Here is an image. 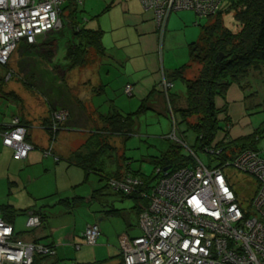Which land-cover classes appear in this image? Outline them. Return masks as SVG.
Here are the masks:
<instances>
[{"label":"crops","instance_id":"crops-1","mask_svg":"<svg viewBox=\"0 0 264 264\" xmlns=\"http://www.w3.org/2000/svg\"><path fill=\"white\" fill-rule=\"evenodd\" d=\"M123 1L120 27L127 29V37L104 42L102 30L104 54L89 50L84 67L67 72L65 69L60 75L58 68L62 70L68 64L64 57L63 60L50 58V62L60 65L54 72V67L42 56L35 54L24 58L29 52L26 47L19 58L22 63L14 66L15 71L10 68L20 76L16 79L23 85L12 81L16 84L8 86L11 82L7 79L8 74L0 78V100H7L14 108L7 114L2 110L4 106H0V128L7 127L13 118H20L28 129L26 141L34 147L26 158L16 160L13 149L3 144L0 136V205H9L18 211L13 223L10 222L14 227L19 216L27 219L31 211L41 213L45 220L40 228L16 230L26 240H46L54 244L57 259L65 262L122 264L121 241L141 235L139 214L147 208L145 202L111 191L104 177L132 175L141 178L147 174L141 167H132L134 162L141 160H131L121 153V143L126 141L120 135L107 132L106 119L115 114L135 113L142 106L146 108L135 118L131 138L142 114L149 111H169L171 114L169 101L174 108L187 107L185 93L173 91V87L168 93L169 98L162 87V80L168 79L166 75L175 69L172 64L169 72L163 68L166 39L172 35L169 30L174 29L185 14L173 12L161 31L153 12L145 10L139 0ZM113 6L114 1L103 13ZM160 55L163 56L162 63ZM166 55L168 63H173L171 54ZM35 60L46 63L39 65L43 72L38 76L36 73L40 71H37ZM28 63L33 65V70L25 74ZM188 75L189 72L187 78ZM127 85L132 88L131 95L124 93ZM119 91L126 99H116L120 96ZM56 109L66 111L68 118L52 135L51 114ZM168 148L165 146L159 154L148 156L149 163L152 157L160 156ZM86 159L94 171L79 165ZM16 191L18 194L14 196ZM53 208L58 211L51 212ZM1 218L8 221L2 213ZM92 224H97L101 231L97 244L84 251V246L77 250L75 244L81 242L84 231ZM77 251L82 252L75 253Z\"/></svg>","mask_w":264,"mask_h":264},{"label":"built area","instance_id":"built-area-1","mask_svg":"<svg viewBox=\"0 0 264 264\" xmlns=\"http://www.w3.org/2000/svg\"><path fill=\"white\" fill-rule=\"evenodd\" d=\"M80 5L82 0H72ZM145 10L152 11L158 28L164 30L173 12L193 11L199 18L215 16L223 0H139ZM70 0H0V65L5 66L22 41L35 44L52 31L61 28L63 8ZM10 74H8L9 76ZM7 76V77H8ZM166 96L174 83L162 80ZM132 88L127 85L126 95ZM65 111L52 112L50 130L55 133L67 120ZM173 139L187 150L192 163L177 169H156L159 178L140 194L149 200L139 214L141 235L121 241L123 264H264V135L256 148L241 149L232 159L221 160L231 142L226 136L223 146L206 148L212 163L207 164L190 146L177 138V125L171 112ZM230 123L226 132L229 133ZM27 126L20 118L0 128L3 144L13 149V157L21 160L34 147L26 141ZM228 135V134H227ZM261 142V144H260ZM48 153L50 151L48 150ZM237 173L251 177L252 186L241 183ZM109 188L124 196L138 193L140 178L127 175L112 178ZM44 217L36 211L28 213L25 228H40ZM101 236L97 224L89 225L82 235V245L94 246ZM54 244L26 240L12 223L1 218L0 264H33L35 257L46 258V264H69L57 259ZM70 264H77L71 262Z\"/></svg>","mask_w":264,"mask_h":264},{"label":"trees","instance_id":"trees-1","mask_svg":"<svg viewBox=\"0 0 264 264\" xmlns=\"http://www.w3.org/2000/svg\"><path fill=\"white\" fill-rule=\"evenodd\" d=\"M229 2L228 13H233L238 28L231 30L225 25L224 11L220 9L215 16L208 18L212 22L203 27L199 40L189 45V62L166 75L170 81H181L185 85L187 107L174 108L169 101L171 112L177 122L178 129L184 127L185 130L182 133H192L190 148L207 164L212 163L213 160L208 155H204L206 148L223 146V140L215 143V139L219 129L218 115L225 112L226 107H217V97L225 99L232 85H237L240 89L246 90L250 86L247 82L244 84V81L250 76V72L264 68V0H230ZM77 6L74 2H69L62 11V15L67 11L73 20L71 31L73 39H75V42L67 48L64 56L68 63L66 72L76 67H84L88 62L89 50H94L100 55L104 54L103 31L101 29H86L84 25L78 23L76 20ZM56 44V42H51L39 46L46 47L49 45L53 49ZM30 46L34 49L39 47ZM221 53L224 57L217 62L216 59ZM195 66H199L196 77L187 78L186 74ZM168 95L171 98L170 94ZM145 109L142 106L137 112L126 116L115 114L108 117L106 119L109 125L106 128L107 132L120 135L125 141H128L135 118ZM191 119H195V121L192 123ZM263 135L264 122L251 135L237 141H231L229 145H226L221 154V160L232 159L241 149L256 148L260 141L256 140V137L261 139ZM226 136L228 135L226 134ZM232 145L240 150L235 149L234 151ZM88 161L87 159L81 160L79 165L87 171H94L95 169L88 165ZM192 161V157L184 153L182 146L177 142L170 143L169 148L164 153L150 159V163L154 167L153 173L148 176L141 175L140 179L143 185L139 187L138 193L125 197H138L145 202V207L148 206L149 200L140 192L150 189L153 185H149L157 181L159 174L156 173V169L174 170L186 166ZM104 178H107L108 181L112 178L120 180L123 176L111 177L107 175ZM108 181L107 186L109 187ZM0 212L8 222H12L18 214V211L9 205H0ZM45 260L46 258L43 257H35L33 264H46Z\"/></svg>","mask_w":264,"mask_h":264},{"label":"rangeland","instance_id":"rangeland-1","mask_svg":"<svg viewBox=\"0 0 264 264\" xmlns=\"http://www.w3.org/2000/svg\"><path fill=\"white\" fill-rule=\"evenodd\" d=\"M112 1H114V6L108 12L103 13L104 8L108 4L110 5ZM229 1L230 0H223L221 10L224 11L225 25L229 29L235 30L237 23L234 20L233 13H228L229 4H230ZM70 2L73 1L70 0ZM123 4H124L123 0H82V3L77 6L78 12L76 14V20L78 23H81V25H84L86 29L103 30L105 32L103 39L104 42L105 41L114 42L118 39L124 40L128 34H127V29L125 27L122 28L120 27L124 14V9L122 6ZM177 13L178 14L182 13L185 15L184 18L182 19L179 18V21L174 26V29L169 30V33H172V35L168 39H166L163 68L167 70V72H169L170 68H173V67H169L170 64H172L176 69L179 66L189 62L188 45L190 43H194L198 41L199 38L201 37L203 27L212 22V20L206 18L204 19L199 18L193 11L186 10ZM61 18H62L61 28L57 30V32H50L47 35L41 37L37 41V43L32 44L39 46L42 44H50L51 42H56L57 44L55 48L51 49L49 45H46V47L39 46V48L34 49L32 48V46H30L31 44L27 45L26 42L22 41L21 43H19L17 50H15L14 53L11 55L8 64L5 66L0 65V78L5 76V74H10L7 77L8 80L9 78L11 79V82L8 83V86H10V84L11 85L16 84L13 83L15 81H17L20 85H23L22 82L16 79V78H20V76L15 75L14 72H12V70L15 71L14 66H17L18 63L19 64L22 63L20 62L19 58L22 56V52H23L22 49L26 47H27L26 48L27 51L29 52H27L23 56L24 58H27L28 55L37 54L38 56H42V58L46 60V62L50 64L51 67L58 68L60 66V65L58 66V64H55L56 62L54 61L50 62V60L54 57L63 60L67 48L75 42V39H73V34L71 31L72 30L71 27H73L72 18L68 15L67 11H65V13L61 16ZM167 53L171 54V60H172L171 62L173 63H168V57L166 55ZM161 54H163V51ZM160 58L162 63L163 56L160 55ZM35 62H36L35 66L37 65L38 68L37 71H40L36 73V75L38 76L39 73L43 72L40 69L39 65L43 66L46 63L40 60H35ZM112 65H116V64H112ZM10 68L12 70H10ZM54 68L53 71L55 72L56 68L55 69ZM59 68L57 73L63 75L66 67L64 66L62 68L63 71ZM117 68L118 67L116 66V69ZM198 68L199 66H195L189 72L188 77L195 78L198 72ZM32 70H33V65L28 63V65L26 66L25 74L32 72ZM25 82H28L33 85V83L29 80H26ZM246 82L250 86L247 87L246 90L240 89L237 85H232L228 90L225 99L221 97H217L216 99L217 107L222 108L225 106L226 110L225 112H222L218 115L219 129L216 135L215 143L222 142L226 134H228V137L230 138L231 141H237L241 138H245L251 135L264 122V68H261L259 71H251L250 76L244 81V84ZM173 91H176L178 93L179 92L185 93L186 92L185 85L181 81H175ZM117 94H120V96L117 97L116 99L125 97L121 91H119V93ZM43 99L45 101L44 96ZM0 106H4L2 110L3 112H7V114H9L12 110H14L12 106L8 105L7 100L6 101L0 100ZM59 111H64V110L56 109L52 112H59ZM170 111H172V109H170ZM194 121L195 119H191L192 123ZM138 122L139 124L135 134L125 143H121V147H122L121 153L124 154L125 157L130 158L131 160L132 159L141 160L139 162H134L132 164V167L135 169L141 167L143 173L150 175L151 173H153L154 167L147 160L148 156L159 154L160 151L164 150L163 148L165 146H167L168 148L170 143L175 142V140L173 139H168L169 135L172 134L174 130L173 121L169 111L168 112L165 111L164 113L149 111L146 112L145 114H142ZM227 122H229L231 126L229 133L226 132ZM176 130H177L176 133L177 138L182 139V141L184 140V142H186L190 146L192 140V133H186L184 135L182 133V131L185 130L184 127L178 129L177 126ZM229 144L230 143H228V145ZM232 148L234 151L235 149L237 151L240 150L238 148H234V145H232ZM183 151L184 153L185 152L187 153V150L185 148L183 149ZM227 173L233 174L235 178L239 176L241 183L243 182L247 184L244 188L253 185L251 184V177L244 175L242 173H240L239 175L234 168H229L227 170ZM14 194H15L14 196H16L18 194V191H16V193ZM47 211H49V209H47ZM50 211L55 212L58 211V209L53 208ZM25 218H26L25 216H19L17 218L15 224L16 225L15 230L16 229L18 231L24 230L25 222H26ZM41 242L47 243L46 240H43ZM114 243H116L117 246V242L114 241ZM82 246H84L82 251H84L86 248L89 249L94 247L89 245H82ZM82 251H77L75 253H80ZM67 262L70 264L71 262L74 261L69 260Z\"/></svg>","mask_w":264,"mask_h":264},{"label":"water","instance_id":"water-1","mask_svg":"<svg viewBox=\"0 0 264 264\" xmlns=\"http://www.w3.org/2000/svg\"><path fill=\"white\" fill-rule=\"evenodd\" d=\"M223 57H224V55L221 53V54L217 57L216 61H217V62L221 61V60L223 59ZM167 170H168V168H164V171H167Z\"/></svg>","mask_w":264,"mask_h":264}]
</instances>
